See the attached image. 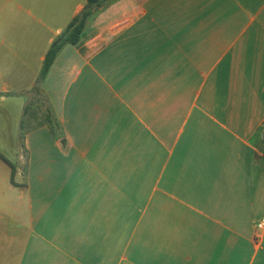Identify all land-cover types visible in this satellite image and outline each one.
<instances>
[{
    "label": "crops",
    "instance_id": "0c3cea01",
    "mask_svg": "<svg viewBox=\"0 0 264 264\" xmlns=\"http://www.w3.org/2000/svg\"><path fill=\"white\" fill-rule=\"evenodd\" d=\"M85 4L0 0V264H264V0H117L39 82Z\"/></svg>",
    "mask_w": 264,
    "mask_h": 264
},
{
    "label": "trees",
    "instance_id": "16d2710c",
    "mask_svg": "<svg viewBox=\"0 0 264 264\" xmlns=\"http://www.w3.org/2000/svg\"><path fill=\"white\" fill-rule=\"evenodd\" d=\"M116 1L117 0H86L83 11L71 21L62 34L56 38L51 45L41 69L39 82L46 78L62 48L67 45H77L81 41L89 25L102 11Z\"/></svg>",
    "mask_w": 264,
    "mask_h": 264
},
{
    "label": "built area",
    "instance_id": "2783aa9c",
    "mask_svg": "<svg viewBox=\"0 0 264 264\" xmlns=\"http://www.w3.org/2000/svg\"><path fill=\"white\" fill-rule=\"evenodd\" d=\"M259 228H264V219L260 222Z\"/></svg>",
    "mask_w": 264,
    "mask_h": 264
},
{
    "label": "rangeland",
    "instance_id": "374dc122",
    "mask_svg": "<svg viewBox=\"0 0 264 264\" xmlns=\"http://www.w3.org/2000/svg\"><path fill=\"white\" fill-rule=\"evenodd\" d=\"M52 121H53V120H52ZM52 121H51V122H52Z\"/></svg>",
    "mask_w": 264,
    "mask_h": 264
}]
</instances>
